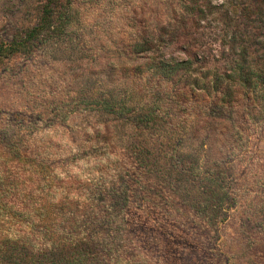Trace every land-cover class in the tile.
Instances as JSON below:
<instances>
[{
    "label": "rangeland",
    "instance_id": "obj_1",
    "mask_svg": "<svg viewBox=\"0 0 264 264\" xmlns=\"http://www.w3.org/2000/svg\"><path fill=\"white\" fill-rule=\"evenodd\" d=\"M48 3L0 60V264H264V0H0V44Z\"/></svg>",
    "mask_w": 264,
    "mask_h": 264
},
{
    "label": "trees",
    "instance_id": "obj_2",
    "mask_svg": "<svg viewBox=\"0 0 264 264\" xmlns=\"http://www.w3.org/2000/svg\"><path fill=\"white\" fill-rule=\"evenodd\" d=\"M50 6L51 3H48L43 11L39 23L32 27L25 36H21L10 43L0 44V60L6 58L7 56L18 54L21 51L33 48L37 38L46 34V31H48L50 26L53 24V21L50 18ZM71 167L67 170L71 172V174L73 173L75 178L77 176L76 172H74ZM63 170L64 169L62 168L61 171ZM35 203L38 204L37 202ZM34 217H36L35 214ZM96 238H99L98 235ZM74 244L75 245L72 247L63 245L60 246L61 248L57 245L44 252L40 250L41 248L35 245L33 246L34 249L31 251L32 255H29V253L24 249H17L15 243L11 241L8 251L10 250L11 254L15 256V261L16 259H20L23 261V264H113L110 263V261L107 263L106 260L99 258V254L95 253L93 250L80 248V242H75ZM16 250L17 252L15 253Z\"/></svg>",
    "mask_w": 264,
    "mask_h": 264
}]
</instances>
